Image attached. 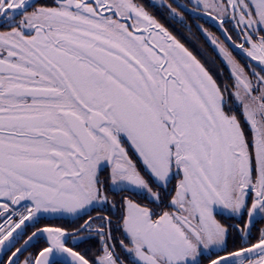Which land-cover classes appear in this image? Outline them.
<instances>
[{
	"label": "snow or ice",
	"instance_id": "6c2138e0",
	"mask_svg": "<svg viewBox=\"0 0 264 264\" xmlns=\"http://www.w3.org/2000/svg\"><path fill=\"white\" fill-rule=\"evenodd\" d=\"M0 264H264V0H0Z\"/></svg>",
	"mask_w": 264,
	"mask_h": 264
},
{
	"label": "flooded vegetation",
	"instance_id": "af4514ba",
	"mask_svg": "<svg viewBox=\"0 0 264 264\" xmlns=\"http://www.w3.org/2000/svg\"><path fill=\"white\" fill-rule=\"evenodd\" d=\"M213 31H215V29H213ZM217 34H219V33H217ZM199 43L205 47V49L208 51L209 55H214V53L211 52V49L208 48V46L204 43L203 40H200Z\"/></svg>",
	"mask_w": 264,
	"mask_h": 264
}]
</instances>
